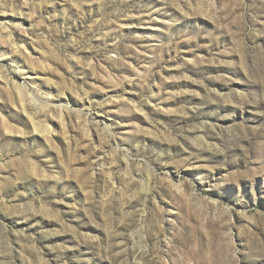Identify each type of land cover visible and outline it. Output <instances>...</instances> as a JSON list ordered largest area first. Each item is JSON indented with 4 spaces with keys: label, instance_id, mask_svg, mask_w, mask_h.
Instances as JSON below:
<instances>
[{
    "label": "rangeland",
    "instance_id": "1",
    "mask_svg": "<svg viewBox=\"0 0 264 264\" xmlns=\"http://www.w3.org/2000/svg\"><path fill=\"white\" fill-rule=\"evenodd\" d=\"M0 264H264V0H0Z\"/></svg>",
    "mask_w": 264,
    "mask_h": 264
}]
</instances>
